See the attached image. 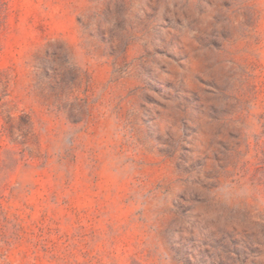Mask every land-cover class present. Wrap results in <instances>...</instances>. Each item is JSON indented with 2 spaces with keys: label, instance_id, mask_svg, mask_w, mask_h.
<instances>
[{
  "label": "rangeland",
  "instance_id": "rangeland-1",
  "mask_svg": "<svg viewBox=\"0 0 264 264\" xmlns=\"http://www.w3.org/2000/svg\"><path fill=\"white\" fill-rule=\"evenodd\" d=\"M0 264H264V0H0Z\"/></svg>",
  "mask_w": 264,
  "mask_h": 264
}]
</instances>
